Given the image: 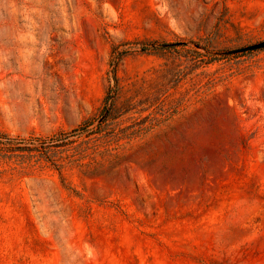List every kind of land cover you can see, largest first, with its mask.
<instances>
[{
	"label": "rangeland",
	"instance_id": "1",
	"mask_svg": "<svg viewBox=\"0 0 264 264\" xmlns=\"http://www.w3.org/2000/svg\"><path fill=\"white\" fill-rule=\"evenodd\" d=\"M264 0H0V264H264Z\"/></svg>",
	"mask_w": 264,
	"mask_h": 264
},
{
	"label": "water",
	"instance_id": "2",
	"mask_svg": "<svg viewBox=\"0 0 264 264\" xmlns=\"http://www.w3.org/2000/svg\"><path fill=\"white\" fill-rule=\"evenodd\" d=\"M259 49H264V42L256 44V45H253L251 47H247V48L242 49L240 51H236L235 53L259 50Z\"/></svg>",
	"mask_w": 264,
	"mask_h": 264
}]
</instances>
